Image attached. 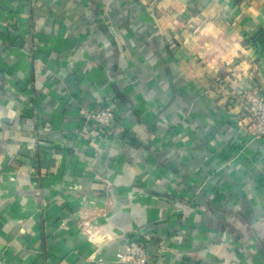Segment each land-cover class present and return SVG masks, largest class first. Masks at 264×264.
<instances>
[{"label": "crops", "instance_id": "obj_1", "mask_svg": "<svg viewBox=\"0 0 264 264\" xmlns=\"http://www.w3.org/2000/svg\"><path fill=\"white\" fill-rule=\"evenodd\" d=\"M262 95L264 0H0V264H264Z\"/></svg>", "mask_w": 264, "mask_h": 264}, {"label": "built area", "instance_id": "obj_2", "mask_svg": "<svg viewBox=\"0 0 264 264\" xmlns=\"http://www.w3.org/2000/svg\"><path fill=\"white\" fill-rule=\"evenodd\" d=\"M245 110L256 135L264 139V95L249 99V104L246 105ZM114 117L115 112L111 108L84 113V119L87 123H94L97 129L102 128L105 133L111 127ZM148 254V251L141 243L131 241L126 247L125 252L117 254L116 257L128 264H148Z\"/></svg>", "mask_w": 264, "mask_h": 264}]
</instances>
